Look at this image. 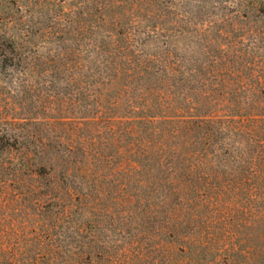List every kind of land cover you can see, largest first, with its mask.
<instances>
[{
    "label": "trees",
    "instance_id": "obj_1",
    "mask_svg": "<svg viewBox=\"0 0 264 264\" xmlns=\"http://www.w3.org/2000/svg\"><path fill=\"white\" fill-rule=\"evenodd\" d=\"M144 34L145 42L119 32L121 42L43 55L45 72L72 87L77 116L31 117L16 137L0 139V264H156L159 252L222 248L200 216L220 195L219 170L209 159L220 126L208 103L217 94L178 89L173 30ZM228 129L233 139L248 133ZM212 152H220L219 142ZM251 173L259 190L264 173ZM122 192L135 227L123 248L97 250L93 238L83 239V226L97 201H118Z\"/></svg>",
    "mask_w": 264,
    "mask_h": 264
},
{
    "label": "rangeland",
    "instance_id": "obj_2",
    "mask_svg": "<svg viewBox=\"0 0 264 264\" xmlns=\"http://www.w3.org/2000/svg\"><path fill=\"white\" fill-rule=\"evenodd\" d=\"M153 28L175 34L178 89L217 94L208 103L220 126L209 159L219 170L220 195L201 207L200 216L222 244L219 251L191 256L159 252L156 264L264 262V183L257 190L249 179L251 172L264 173V0H0V139L16 137L31 117L77 116L72 87L65 77L45 72L43 55L59 46L121 42L119 32L145 42L144 32ZM230 125L248 133L233 139ZM121 194L118 201H97L83 226V239L93 238L97 250L123 248L135 227L127 193ZM210 195L215 197L214 188Z\"/></svg>",
    "mask_w": 264,
    "mask_h": 264
}]
</instances>
